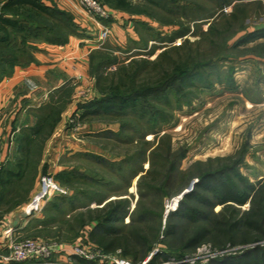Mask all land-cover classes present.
Here are the masks:
<instances>
[{
  "label": "rangeland",
  "instance_id": "1",
  "mask_svg": "<svg viewBox=\"0 0 264 264\" xmlns=\"http://www.w3.org/2000/svg\"><path fill=\"white\" fill-rule=\"evenodd\" d=\"M99 1L104 4L102 0ZM131 2L136 11L104 5L115 12L149 18L153 25V32L150 33L154 34L156 41L152 44L148 42L146 46L140 43L142 47L133 51L125 50L112 36L108 23H105L109 32L100 46L99 31L94 50L104 51L108 48L118 57V64L111 66L109 71H115L119 65L126 66L138 61L139 75L136 83L143 82L148 77L153 80L159 74L155 60L168 48L169 57L164 62L177 67V70L189 68L194 63L203 65L202 79L194 80L191 98L187 103L178 105L170 95L171 104L164 107L167 118L144 136V159L142 164H133L132 170L140 167L138 174L133 177L131 169H126L125 165L120 170L116 167L111 170L107 165L99 166L76 152L71 154L74 146L82 148L84 144L96 145L107 153L105 155L108 159L119 163L126 154L132 155L138 145L134 141L127 142V137L124 138L125 141H118L113 137H93L92 134L95 133L87 134L79 129L78 116L74 114L77 107L101 94L96 88L89 64L85 78L76 73L75 78L52 92L53 98L52 94H48V98L42 100L38 107L31 109L34 123L36 116L47 114L52 109L60 110L59 120L51 131H43L45 138L41 141L39 137L33 145L31 156L23 159V167L16 176L10 177L8 172L18 171L17 161L4 160L5 166L0 173V240L5 238L4 231L8 229L2 226L5 223L2 218L7 216L8 210L22 201L25 205L33 204L32 198L40 177L46 173L56 175L58 170L49 169V162L54 152L59 151L60 157L58 156L55 167L76 169L89 179H75L63 186L68 190L66 197H71L67 199L68 202L72 203L67 202L68 206L60 214L52 207L46 211V204L41 212V224H28L24 230L13 231L14 241L30 238L65 246L83 241L111 255L110 257L123 259L129 264H152V257L163 251H168L169 256H161L153 264H210L213 259L222 255L239 254L256 244L264 247V236L256 241L250 239L241 243L243 236L238 235L237 242L231 243L229 235L215 231L208 234L194 250L184 251L179 256L180 242H170L162 234L167 214L181 195L193 187L198 173L209 168H228L232 162L239 161L232 174L240 173L253 183L264 178L254 177V174L264 173V66L258 67L252 62H264V37L249 38L245 42L242 40L247 33L259 26L264 30V0H160L159 5L147 0ZM65 11L74 20L73 14ZM88 21L92 23L90 19ZM179 33L185 34L170 42ZM142 37L150 38L147 34ZM38 41L39 39H33L30 43ZM173 47L181 49L176 51ZM141 62L146 63L139 66ZM122 77L125 85H130V77ZM207 82L210 84L207 85ZM110 123L117 125L116 128L119 129L118 122ZM168 144L171 155H165ZM18 150L20 151V146ZM18 150L15 152L16 156ZM181 153L183 156L179 157ZM209 159L212 162L206 164ZM177 160V177L170 180L171 173L166 169ZM21 161L22 158L18 162ZM199 162L201 164H196ZM149 170L151 174L148 177L139 179ZM155 176H158L157 180ZM167 176L166 183L162 185ZM143 192H146L145 197L140 195ZM74 194L77 196H73ZM118 199L128 201V214L116 223L126 241L123 239L120 248L114 252H106L90 240L89 233L98 220L97 210L106 207V202ZM248 207L249 204H246L242 209ZM218 210L219 208L216 209L217 212ZM142 212L147 213V217L139 220L137 215ZM134 218L136 223L132 220ZM248 236L253 234L249 233L246 237ZM142 254L144 255L141 257ZM8 257L9 250L1 246L0 264H20L7 259ZM77 259L80 258L72 257L69 264H79Z\"/></svg>",
  "mask_w": 264,
  "mask_h": 264
},
{
  "label": "trees",
  "instance_id": "2",
  "mask_svg": "<svg viewBox=\"0 0 264 264\" xmlns=\"http://www.w3.org/2000/svg\"><path fill=\"white\" fill-rule=\"evenodd\" d=\"M102 1L106 5L110 4L116 8L134 9L131 0ZM147 1L155 5L160 3V0ZM11 4L18 7L10 8ZM10 10L16 14V19L11 20L4 16L6 11ZM134 10L136 11V9ZM146 26L144 24V27ZM77 33L78 26L71 15L55 4L46 5L41 0H9L6 3L3 2L0 12V58L6 60L10 57H14V60L19 57L26 58V46L30 40L39 39L62 45L68 41L71 35ZM184 34L175 35L173 39H170V42ZM151 35L152 40L156 41L153 37L154 34L151 33ZM254 37H264V30L258 29L247 33V36L242 40L245 42ZM143 44L144 46L147 45L145 40H143ZM173 48L176 51L181 49L180 47ZM169 53L168 48H166L155 60L159 71L156 78L151 80L148 77L140 83H136L139 75L138 61L131 62L126 66L119 65L115 71H109L111 66L118 64V57L113 55L111 49L105 48L104 51L96 49L89 54V68L92 69L96 88L101 94L99 97L77 107L74 113L78 116L77 122L89 123L96 120L105 123L118 122L119 129L117 131L106 129L92 134L93 137H113L118 141H122V139L125 141L124 138L127 137V142L132 143L134 141L138 145L132 155L126 154V157L119 163L92 152L78 151L76 152L77 155L83 156L86 160H91L99 166L107 165L111 170L115 167L120 170L125 165L126 169H131V177L138 174L140 167H135L133 170L132 168L133 164L137 165L143 162L145 155L143 144H146L144 136L150 132L151 128H155L161 120L167 118V111L164 107L170 106V95L173 96L178 105L187 103L191 98L194 80L202 79L201 67L203 65L194 63L189 68L184 69L182 67V69L177 70V67L164 62L169 57ZM142 61L147 60L142 59ZM145 63L141 62L139 66H143ZM123 75L130 77V85H125ZM209 84L207 82V85ZM53 95L51 98L54 97ZM59 112V109L56 111L52 109L47 114L36 116L35 123L22 132L20 141L22 161L17 162L18 171L10 170L8 172L10 177L16 176L21 171L23 159H29L33 145L39 137L43 141L46 135L43 136V131L46 129L51 131L59 120ZM136 139L138 140L135 141ZM167 154L171 155L170 146L165 155ZM174 154L175 152L172 153V155ZM181 156L183 153L179 157ZM211 162L212 159H209L205 163L210 164ZM238 162H232L228 168H209L198 173L193 187L181 195L176 205L167 214L162 234L170 242L172 240L180 242L181 253L179 256H182L184 251L194 250L205 240L208 234L215 231L229 235L228 239L231 243L237 242L238 235L243 236L240 239L241 243L250 239L256 241V239L264 236V178L253 183L240 173L232 174V170L235 169L234 166ZM178 164L177 160L172 166L167 167L166 170L171 173L170 180L177 177L175 175L178 174ZM196 164H201V162ZM149 173L151 174V170L139 179H145ZM155 177L157 180L158 176ZM54 178L62 186H67L68 182L75 179H89L86 174L69 167H65L56 173ZM167 179L168 176L162 185L166 183ZM145 194L146 192L140 193L142 197H145ZM66 196L55 195L52 197L47 202L46 211L52 207L55 212L60 214L67 205V199L71 198ZM73 196L77 195L74 194ZM127 202L120 199L111 200L105 203L106 207L97 210L98 220L94 222L89 238L106 252H114L120 248L123 239L126 241L116 223L123 220L128 214ZM246 204H249V207L242 209ZM217 208H219L218 212L216 211ZM146 217L147 213L145 212L137 215L139 220H144ZM132 220L136 223L135 218ZM249 233H252L254 237H246ZM166 245L171 249L168 241H166ZM126 253L128 252L126 251ZM134 256L138 258L137 255L134 254ZM161 256L167 258L169 256L168 251H163L160 255L155 254L151 260L152 264L162 258ZM77 261L79 264H94L82 259H77ZM210 264H264V247L256 244L245 248L239 254L222 255L218 259H213Z\"/></svg>",
  "mask_w": 264,
  "mask_h": 264
},
{
  "label": "crops",
  "instance_id": "3",
  "mask_svg": "<svg viewBox=\"0 0 264 264\" xmlns=\"http://www.w3.org/2000/svg\"><path fill=\"white\" fill-rule=\"evenodd\" d=\"M0 1L6 3L9 0ZM41 1L46 5L55 4L60 9L70 11L78 26V33L71 35L68 41L62 45L43 40L34 44L29 43L26 46V58L19 57L17 60H14V57H8L7 60L0 58V141L3 144L2 155L7 162L13 160L18 162L22 158L18 147L22 139V132L34 124V116L31 112L33 110L31 109L38 107L42 100L48 98V94H52L66 82L75 78L76 73L83 78L88 75L89 54L96 48L94 43L100 31L93 20L77 6L76 0ZM13 7L17 8L18 6L11 4L10 8ZM11 10L6 11L4 16L14 20L17 16ZM110 10L113 14L107 23L113 33L112 36L116 38L121 48L133 51L140 46V43H143V40L147 45L148 42L151 44L154 42L150 33L153 32V25L149 18L129 15L120 11L115 12L111 8ZM89 19L92 23H89ZM144 24L147 26L144 27ZM258 29H261V26L253 31ZM143 34H147L150 38L144 39ZM252 62L258 67L264 66L262 61ZM79 127L87 134L106 129L112 131L118 129L117 125L104 122L80 123ZM16 150H18L17 156L15 155ZM78 151L92 152L107 158L105 155L107 153L101 151L96 145L84 144L82 148L74 146L71 154ZM58 156L60 157L59 151L54 152L49 162V169L58 170L57 173L65 168V166L55 167ZM14 157L16 158L13 159ZM262 176L264 173L254 174L255 178ZM22 202L16 203L8 210L7 216L2 218L5 222L2 226L18 231L24 230L28 224L40 223L43 217L41 212L47 203L41 210H38L32 203L25 205Z\"/></svg>",
  "mask_w": 264,
  "mask_h": 264
},
{
  "label": "built area",
  "instance_id": "4",
  "mask_svg": "<svg viewBox=\"0 0 264 264\" xmlns=\"http://www.w3.org/2000/svg\"><path fill=\"white\" fill-rule=\"evenodd\" d=\"M76 4L95 22L101 31L99 35L101 46L109 32L108 26L105 23L112 18L113 12L99 0H76ZM2 5L3 2L0 1V12ZM2 153L3 144L0 141V171L4 166ZM67 191L51 173H46L39 179L38 188L32 198L33 205L35 209L41 210L52 197L55 195H66ZM12 233V228L4 231L5 238L1 241L0 247L3 246L9 250V257L7 259L20 264H69L70 259L74 256L87 262H93L94 264H129L128 261L123 259L110 257L111 255L99 251L95 246L87 242L82 241L81 243L77 242L70 246H65L55 242L30 238L14 241Z\"/></svg>",
  "mask_w": 264,
  "mask_h": 264
}]
</instances>
